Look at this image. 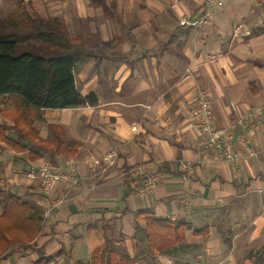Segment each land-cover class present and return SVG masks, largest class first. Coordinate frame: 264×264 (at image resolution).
Masks as SVG:
<instances>
[{"label": "crops", "instance_id": "obj_1", "mask_svg": "<svg viewBox=\"0 0 264 264\" xmlns=\"http://www.w3.org/2000/svg\"><path fill=\"white\" fill-rule=\"evenodd\" d=\"M25 1L41 17L65 23L78 53L75 89L95 97L93 104L33 110L38 137L52 140L50 125L59 127L64 143L76 147L72 156L52 153L12 129L7 135L25 151L0 142L4 189L34 196L43 211L65 195L36 239L54 257L49 264L89 260L105 235L127 264H264V31L256 33L264 27V0H221L198 28L191 22L205 0ZM13 2L0 0V17ZM182 18L188 24L180 25ZM239 23L250 35H233ZM199 92L210 103L214 125L233 126L237 160H218L197 145L189 109ZM256 107V123H238ZM4 108H16L0 98V124L11 126ZM115 146V164L94 174L100 155ZM69 157L77 158L83 176L78 185L44 195L25 182L28 164L62 169ZM19 158L26 161L21 174L15 171ZM180 160L193 164L191 176L179 168ZM148 175L157 184L139 193ZM144 211L185 222L183 240L150 252L145 220L136 216ZM35 258L27 251L19 260L10 253L0 261L31 264Z\"/></svg>", "mask_w": 264, "mask_h": 264}, {"label": "trees", "instance_id": "obj_2", "mask_svg": "<svg viewBox=\"0 0 264 264\" xmlns=\"http://www.w3.org/2000/svg\"><path fill=\"white\" fill-rule=\"evenodd\" d=\"M264 27L256 31L260 33ZM78 57L65 23L58 17H41L25 0H14L7 13L0 17V98L7 99L16 108L9 109L11 126L0 124V142L15 151H25L7 135L14 130L32 143L52 153L72 156L76 147H68L61 138L59 127L50 125L54 139L38 137L32 122L40 108H66L93 104V94L82 96L75 89L73 66ZM36 156V155H35ZM0 260L7 258L17 244L35 253L31 264L55 262L36 239L42 232L43 210L24 196L11 193L0 185ZM136 216L145 220L144 235L150 252L164 251L171 244L183 240L185 222L159 219L149 211ZM105 235L102 245L94 249L85 262L63 260L65 264H127L124 253L118 258L117 250Z\"/></svg>", "mask_w": 264, "mask_h": 264}, {"label": "built area", "instance_id": "obj_3", "mask_svg": "<svg viewBox=\"0 0 264 264\" xmlns=\"http://www.w3.org/2000/svg\"><path fill=\"white\" fill-rule=\"evenodd\" d=\"M222 6L221 0H205L201 13L194 19L191 24L198 28L207 23L213 18L216 10ZM187 18H182L179 21L180 25L188 24ZM242 23L233 27V35H250L248 29L242 28ZM232 109H235L233 103H230ZM260 108H252L246 114L239 115L237 121L243 127H250L257 122L260 113ZM189 115L192 125L195 130L197 145L199 147L209 148L215 155V158L221 161H235L238 155L234 149V131L232 125L217 127L214 125L210 103L205 97L204 93L199 92L193 105L189 109ZM239 141L245 142L242 136L237 135ZM118 152L117 147H112L102 155H100V168L94 174L101 175L106 169L115 164ZM90 161L95 160L92 155L88 156ZM179 168L191 176L193 172V164L188 160H180ZM92 169H95L94 166ZM83 176L79 172L77 158L69 157L65 161V166L62 169H55L49 165H35L28 164L24 171L25 182L29 185H37L44 195L53 193L60 185L68 184L69 187H74L79 184ZM157 184V178L154 175H148L144 178V183L137 189L139 193L147 192L153 189ZM66 200L65 195H61L58 199L54 200L51 205L43 211V219L46 220L51 211Z\"/></svg>", "mask_w": 264, "mask_h": 264}, {"label": "rangeland", "instance_id": "obj_4", "mask_svg": "<svg viewBox=\"0 0 264 264\" xmlns=\"http://www.w3.org/2000/svg\"><path fill=\"white\" fill-rule=\"evenodd\" d=\"M19 160L20 161H18L17 162V164H18V166H20L19 168H17V169H15V171H17L18 172V174H21V167H23V162H26L23 158H19ZM2 185L4 186L5 185V183L3 182L2 183ZM27 195V194H26ZM26 195H24V197L25 198H27V199H29V200H31L32 202H35V197L34 196H26ZM23 196V195H22ZM0 211H1V206H0ZM44 229V227L42 228V230ZM37 244V243H36ZM17 244H13L12 245V247L11 248H13V251L11 252V254H14V256H15V258L16 259H20L22 256H24L26 253H27V251H29L28 249H26V248H23V247H18V246H16ZM17 261V260H16ZM6 262L8 263V264H15L14 262H9V260H6ZM2 262L0 261V264H1ZM2 264H5V261H4V263H2ZM68 264H70L69 262H68Z\"/></svg>", "mask_w": 264, "mask_h": 264}]
</instances>
